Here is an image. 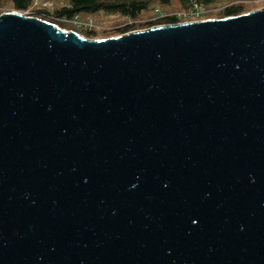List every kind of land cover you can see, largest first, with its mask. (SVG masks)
<instances>
[{"label": "water", "instance_id": "obj_1", "mask_svg": "<svg viewBox=\"0 0 264 264\" xmlns=\"http://www.w3.org/2000/svg\"><path fill=\"white\" fill-rule=\"evenodd\" d=\"M0 264H264V7L106 38L0 13Z\"/></svg>", "mask_w": 264, "mask_h": 264}, {"label": "rangeland", "instance_id": "obj_2", "mask_svg": "<svg viewBox=\"0 0 264 264\" xmlns=\"http://www.w3.org/2000/svg\"><path fill=\"white\" fill-rule=\"evenodd\" d=\"M35 0H31L30 5L27 7L26 15L29 16H36L45 20H52L51 16H54L55 10L67 6L69 0H37V3H34ZM50 3L51 6H44V3ZM230 4L240 5L241 13L248 12L251 10L259 9L264 7V0H217L216 3H212L210 5H205L204 9L205 12L201 15V18L198 19H189L192 20H200L206 18H221L224 17L221 14V10ZM158 7L162 9L166 13H170L173 11H181L184 10L180 7V5L176 2V0H171V4L162 8L156 3L152 4L148 10L142 12L136 18H129L123 16L119 13H107L103 11H99L97 13L91 14L90 16L83 15L82 17L91 18L92 22L94 23V29L92 30L94 34L89 35L87 32H81L84 36L88 38H106L110 36H115L120 34V30L125 25H131V30H138V29H145L149 27H153L156 25H160L158 18L155 13L154 9ZM18 11L14 7H12L11 3L5 1L2 5H0V13L4 11ZM186 20V21H189ZM58 22V21H57ZM61 27L65 29H70L71 26L68 24L58 23ZM164 24V23H161Z\"/></svg>", "mask_w": 264, "mask_h": 264}, {"label": "trees", "instance_id": "obj_3", "mask_svg": "<svg viewBox=\"0 0 264 264\" xmlns=\"http://www.w3.org/2000/svg\"><path fill=\"white\" fill-rule=\"evenodd\" d=\"M5 1L10 2L12 7L17 10H24L31 3V0H0V5H2ZM190 1L191 0H176V2L183 9H187L190 6ZM195 1L198 2V4L205 6L216 3L217 0ZM154 3L164 8L171 4V0H69L67 6H63L55 10L54 13L57 16L72 17L76 14L80 16H90L91 14L103 11L107 13H119L129 18H136L142 12L148 10ZM240 7V5L230 4L221 10V14L222 16L241 14L242 11ZM176 21L177 19L174 17H167L159 19L158 22L155 23H173ZM131 29V25H125L121 28L120 34L128 32ZM87 33L89 35L94 34L93 31Z\"/></svg>", "mask_w": 264, "mask_h": 264}, {"label": "built area", "instance_id": "obj_4", "mask_svg": "<svg viewBox=\"0 0 264 264\" xmlns=\"http://www.w3.org/2000/svg\"><path fill=\"white\" fill-rule=\"evenodd\" d=\"M34 3H37V0H35ZM44 6H51V4L46 2V3H44ZM26 9L18 10V11L20 13L26 15V13L28 12ZM22 11H25L26 13H23ZM203 12H205L204 6L198 4V2H196L195 0H191L190 6L187 9H184L181 11H173L170 13H166L158 7H156L154 9L155 15L160 19L167 18V17L176 18L177 21L173 22V23L184 22V21L189 20V19L201 18L202 17L201 15L203 14ZM51 18L53 19V21L51 20V22H54L57 25H59L58 23H63V24H68L69 26H71L70 29H65L62 27L63 29L74 30L76 32H79L80 34H82L81 32H90L94 29V23L92 22L91 18L82 17V16L77 15V14L72 16V17L57 16L56 14H54V16H51ZM164 24H167V23H164Z\"/></svg>", "mask_w": 264, "mask_h": 264}]
</instances>
